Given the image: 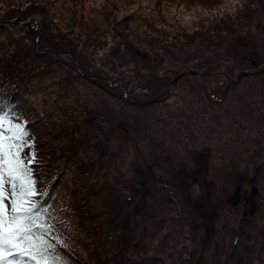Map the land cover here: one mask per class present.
I'll return each mask as SVG.
<instances>
[{
	"label": "rangeland",
	"instance_id": "374dc122",
	"mask_svg": "<svg viewBox=\"0 0 264 264\" xmlns=\"http://www.w3.org/2000/svg\"><path fill=\"white\" fill-rule=\"evenodd\" d=\"M30 2L42 3L48 9L53 24L64 31H72L74 40H79L80 46L89 51L90 57L93 55L97 66L114 76H118V73L113 71L106 56L121 39L116 21L128 16H133L130 27L141 31L148 24L155 25L171 32L169 41L176 43L183 41L180 37L179 41L172 40L176 29L194 32L201 22L209 24L226 13L236 14L249 4L252 10L258 9L261 13V17H253L257 22L249 26L251 33L259 34V24H262L260 32L264 29V7L262 2L257 3L258 0H215L214 6L205 5L207 1L203 0H0V22L5 14ZM42 18L33 14L30 16L33 22L29 21L28 25L34 27ZM261 36L264 40V32ZM30 39L29 28L0 24L1 49L15 50L21 44H28ZM261 53L264 54L263 51ZM169 66L165 63L159 67L168 73L171 72L168 71L171 69ZM42 67L45 71L33 79L28 93H18L15 103L8 104L6 99L0 97L4 103L0 101V116L5 114V110L2 111L5 107L10 109L9 105H14L17 109L12 115L13 124H24L32 137L29 140L32 147H25L22 151L27 154L25 163L33 154L36 158V164L32 167L33 176L39 182L41 195L35 196L34 200L46 209L44 218L54 226L45 239L54 247L53 255L59 258L58 264H133L134 260L126 261L127 255L140 257L139 264H199V261L201 264H220L216 262V252L224 247L227 252L221 261L227 264L226 258L232 252L236 236L244 227L245 233L240 241L247 244L245 235L252 224L246 223L252 216L248 215L251 202L246 203L245 197L253 198L252 185L259 190L260 196L256 197L258 204H264L262 77L248 80L250 82L244 80L237 89L229 91L220 105L208 103L205 100L207 95L202 94V98L193 94L190 85L194 83L188 82L193 79H184L174 86L168 104L135 111L139 119L148 121L154 137L165 132L167 136L174 132L178 136H174L176 139L167 138L171 140L167 145L172 150L171 154L178 157L166 168H156L159 184L153 185L156 196L163 193L171 200L165 229L159 230L155 237L149 236L140 241L136 247L133 240L128 246L125 245V232L121 231L120 235L119 228L125 224L127 211L132 210V206L126 205V197L131 193L126 185L130 184L135 170L131 161L137 147L149 154L145 150L150 149V144L144 141L139 143L140 140L134 144L128 139L129 148L124 151L126 138L117 126L118 118L124 115L122 103L80 78L61 83V78L68 71L61 62L46 63ZM222 68L227 69V65L223 64ZM249 87H254L253 98H247L243 92L250 90ZM16 90L9 89L7 92L13 97ZM83 106L103 115L96 120L100 122L98 125H106L108 130L115 129V142L120 144H116L118 147L112 144L109 154L101 142L97 143L100 138L104 141L103 130L98 131L97 126V131L90 135L88 148H92L87 152L83 148L82 152L86 154L61 150L58 139L51 131L52 123H56L53 111L57 110L60 116L59 107L71 112V109L79 110ZM33 116L43 119L32 125L30 119ZM189 150H194L199 160ZM101 162L105 165H99ZM168 168H172L171 172ZM187 169L190 170L188 180L184 181L182 171ZM259 169L263 171L260 181L257 174ZM195 170L198 171L196 179H199V175L200 179L187 192L185 187L183 190V185H189L193 179L190 173ZM176 174H182L180 182ZM241 177H251L250 183L239 182L237 179ZM240 183L244 188L241 191L242 204L238 207L239 195L236 191ZM262 218L264 215L257 221L260 222ZM143 220L138 216L136 221L137 225H142L144 233V225L148 226L150 235L162 229L156 227L154 221L145 223ZM209 237L210 250H206V258L202 259L204 242ZM124 248L128 250L127 253L123 252ZM258 252L259 257L257 252L255 254L260 259L264 251ZM240 253L244 254V250H240Z\"/></svg>",
	"mask_w": 264,
	"mask_h": 264
},
{
	"label": "trees",
	"instance_id": "16d2710c",
	"mask_svg": "<svg viewBox=\"0 0 264 264\" xmlns=\"http://www.w3.org/2000/svg\"><path fill=\"white\" fill-rule=\"evenodd\" d=\"M203 1H207L205 5L214 6L216 4L215 0ZM259 1L263 3L264 7V0H258L257 3H260ZM251 7L252 5L248 4L244 10L236 14L226 13L221 18L209 22V24L203 21L195 27L194 32L188 29L179 30V28L175 31L172 30L176 34L172 37V40L179 41L178 37L183 40L176 43H170L169 41L171 32L159 29L155 25L148 24L141 31L130 27L133 16L116 21L115 25L120 28V31L117 30V32H119L121 39L118 41L119 43L111 48L106 59H108L109 64L111 63L110 66L112 65L113 71L118 73V76L111 75L104 69L99 68L93 59V55L90 57L89 51L80 46L79 40H74L72 31H64L53 24L48 9L40 2H30L29 5L16 11H10L9 14H5L3 21L0 22L2 25L13 24L22 26L25 29L29 28V34L31 35V41L28 44H21L15 50L7 51L0 48V97L6 99L8 104L15 103L18 93L22 95L29 92L33 79L40 77L39 75L45 71L42 67L43 64L48 63L51 65L61 62L68 68L67 73L60 80L61 83L63 81L67 83L69 80L72 82L74 79L80 78L122 103L124 115L118 118L117 126L126 138L127 143L125 144L127 147L124 151L129 148L128 139L134 144L138 140H140L139 143L144 141L150 144V149L145 150L149 154H146L141 147L140 149L137 147L136 155L131 161L135 167L132 180L129 181L130 184L125 182L127 188L131 190V193L126 197V200H128L126 205L132 206V210L127 211L125 224L119 228V233L121 235V231L125 232L123 241L126 246L133 240L134 246L137 247L149 236L155 237L159 230L165 229L163 227L166 215L169 216L167 210L171 200L163 193L158 197L153 192V185L159 184L156 168L163 169L162 166L166 168L167 164H173L175 158L178 157V155H172V150L167 146L168 142L171 141L170 138L176 139L174 138L175 132L168 136L165 135V133L167 134L165 132L161 136H155V138L148 121L139 119L135 111L140 108H152L164 103L168 104L174 86L184 79H193L188 81L190 84L191 81L194 83L190 85L193 94H198L199 97H202V94L205 97L207 95L208 98L205 100L216 105L222 104L226 100L229 91L237 89L244 80L250 82L253 78L262 77L261 80L264 83V59L262 58L264 54L261 53L262 51L264 53V40L261 36L264 29L260 32L262 24H259L257 26L259 34L251 33L249 26L253 22H257L254 18L256 16V18L261 17L258 9L252 10ZM33 14L43 17L40 23H35L34 27L22 24L26 21L33 22L30 19ZM36 43L38 54L34 51ZM165 63L170 65L171 69L168 71L171 72L165 73L160 70L159 66ZM223 64L227 65V69L222 68ZM15 88L17 89L16 93L11 97L7 91ZM249 89L243 92L247 95V98H253L254 87H249ZM2 104L4 103L2 102ZM84 106L79 110L71 109V112L59 107L60 116L57 114V110L54 109L53 117L56 119V123H52L51 131L58 139L62 151L80 155L83 148H86V152L92 148H88L91 141L90 135L99 128L98 131L103 130L104 141L97 137L100 138L97 143L101 142L109 154L113 145L118 147L119 145L116 144H120V142H115V129L108 130L106 125H98L100 122L96 120L103 115L100 112L91 110L88 106ZM9 107L10 109L5 107L2 111L5 110V113L12 118L17 108L14 105H9ZM105 112L107 113V108ZM42 119V117L33 116V119H30L32 120L31 124L36 125ZM36 136L33 138L35 139ZM163 136L164 138L161 139ZM98 148H101V146H98ZM74 149L75 151L72 152L71 150ZM189 152L194 154V150H189ZM82 154L86 153L82 152ZM156 154L157 157H155ZM195 156L196 160H199L197 154ZM110 157H112L111 154ZM35 164L36 162L33 161L29 166L33 167ZM99 165L104 166L105 163L101 162ZM171 169L168 168L167 170L171 172ZM189 171L188 169L185 172L182 171L183 175L176 174L178 176L177 181L180 182L179 177L181 175L184 177V181H187ZM261 172H263L261 169L257 172L259 181ZM197 173V170L190 173L193 175V179H191L189 185L185 184L184 186L182 183L183 190L184 187L187 192L192 190L200 179V175L199 179H196ZM181 179L183 181V178ZM250 179L251 177H241L237 180L250 183ZM36 181V187L38 188L36 197H39L41 190L37 179ZM243 183H240L236 191L239 195L236 203L238 207L242 204L241 191L244 188ZM158 188L161 189L160 186ZM252 190L253 198L245 197L246 203L249 200L251 202L248 215L252 216L249 221L246 219L247 223L245 222L246 224H252L249 233L247 232L245 235L247 244L240 241V237L245 233L244 227L236 236L237 240L234 243L232 252L226 258L227 264H264V256L261 255L258 259L260 256L258 250L264 251V248H262L264 247V218L260 222L257 221L260 220V216L264 215V204L259 205L257 202L256 197L260 194L255 185H252ZM217 191L219 190L217 189ZM218 194L220 195L219 192ZM36 197L32 199L34 200ZM138 216L142 217L145 223L154 221L156 227L162 229H157L155 234L150 235L148 226L144 225V233L142 225H137ZM210 239L211 237L204 242L202 259L206 258L205 253L210 248ZM219 250L221 251L216 252L218 254L216 262L226 264L221 261V258L227 251L225 252V247ZM240 250H244L246 259L244 254L240 253ZM127 251V249H123L124 253H127ZM255 252H257L258 257ZM126 261L139 264L140 257L127 255ZM200 262L199 264H201Z\"/></svg>",
	"mask_w": 264,
	"mask_h": 264
},
{
	"label": "snow or ice",
	"instance_id": "6c2138e0",
	"mask_svg": "<svg viewBox=\"0 0 264 264\" xmlns=\"http://www.w3.org/2000/svg\"><path fill=\"white\" fill-rule=\"evenodd\" d=\"M7 125V127H5ZM7 133V135H6ZM24 124L0 116V264H58L55 249L45 239L53 225L37 195L33 168L35 155L25 163L22 150L32 145Z\"/></svg>",
	"mask_w": 264,
	"mask_h": 264
},
{
	"label": "water",
	"instance_id": "95a60500",
	"mask_svg": "<svg viewBox=\"0 0 264 264\" xmlns=\"http://www.w3.org/2000/svg\"><path fill=\"white\" fill-rule=\"evenodd\" d=\"M22 24L27 25V24H29V21L23 22ZM34 51L38 54V52H37V43H36L35 46H34ZM39 54H40V53H39ZM70 57H71V55H70ZM71 58H72V57H71ZM74 64L77 65L75 62H74ZM239 78H240V77H239ZM239 78H238V80H239Z\"/></svg>",
	"mask_w": 264,
	"mask_h": 264
},
{
	"label": "flooded vegetation",
	"instance_id": "af4514ba",
	"mask_svg": "<svg viewBox=\"0 0 264 264\" xmlns=\"http://www.w3.org/2000/svg\"><path fill=\"white\" fill-rule=\"evenodd\" d=\"M252 214V213H251Z\"/></svg>",
	"mask_w": 264,
	"mask_h": 264
}]
</instances>
